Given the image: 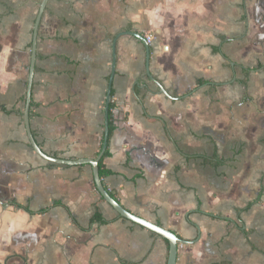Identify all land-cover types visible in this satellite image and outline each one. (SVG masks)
Wrapping results in <instances>:
<instances>
[{
    "label": "crops",
    "instance_id": "obj_1",
    "mask_svg": "<svg viewBox=\"0 0 264 264\" xmlns=\"http://www.w3.org/2000/svg\"><path fill=\"white\" fill-rule=\"evenodd\" d=\"M42 2L0 0V264H167L90 164L32 148ZM31 86L32 134L67 160L99 154L111 87L102 181L178 236L176 264H264V0H49Z\"/></svg>",
    "mask_w": 264,
    "mask_h": 264
},
{
    "label": "water",
    "instance_id": "obj_2",
    "mask_svg": "<svg viewBox=\"0 0 264 264\" xmlns=\"http://www.w3.org/2000/svg\"><path fill=\"white\" fill-rule=\"evenodd\" d=\"M49 0H43V2L40 5V9L34 24V30H33V40H32V60H31V70H30V75H29V81H28V93H27V102H26V108H25V113H24V120L26 124V129L28 133V137L30 139V143L32 145V148L34 151L43 157L44 159L52 162V163H57V164H68V165H79V164H90L92 166L93 170V175H94V183L96 186V189L98 193L100 194L101 197L104 198V200L123 218L138 224L142 227H145L146 229L157 233L161 237L165 238L168 240L169 243V257L167 264H176L177 261V256H178V243H180V239L178 236L171 230H168L154 222L148 221L131 211H129L127 208H125L116 198L112 196V194L106 189L104 186V183L102 181V178L100 176V168H99V163L100 160L103 158L105 151L108 148V141H109V133H110V125H109V105H110V100H111V87L109 88V93H108V100H107V124H106V129L104 133V138H103V143L101 150L99 154L97 155L96 158L91 159V158H82V159H77V160H67V159H62V158H57V157H52L48 154H46L38 145L36 142L32 131L30 127V105H31V85H32V80H33V75H34V65L36 63L37 59V47H38V36H39V26L43 17V14L46 10L47 4ZM144 42L147 44V62L150 60V48L147 43L146 38H143ZM115 65H116V45H114V65H113V74L115 70ZM0 204L7 206L9 203L4 202L0 199Z\"/></svg>",
    "mask_w": 264,
    "mask_h": 264
},
{
    "label": "trees",
    "instance_id": "obj_3",
    "mask_svg": "<svg viewBox=\"0 0 264 264\" xmlns=\"http://www.w3.org/2000/svg\"><path fill=\"white\" fill-rule=\"evenodd\" d=\"M112 108H113V105L110 104V133H109V139H110V137H111V135H112V133H113V130H114V128H115V126L113 125V123H112V121H111V118H112V111H111V109H112ZM109 155H110V150H109V146H108L107 150L105 151V154H104L103 158L100 160V163H99L100 176H101V178H103V177L107 176L108 174H111V173H112V171H111L110 169H107V167H106V165H105V163H104V159H105L107 156H109ZM96 191H97V189H96ZM112 196H113L114 198H116L114 194H112ZM101 198H102V200H104L103 197H101ZM116 199H117V198H116ZM18 206L20 207V205H18ZM250 206H251V203H250L245 209L249 208ZM245 209H244V210H245ZM42 212H44V211H42ZM91 221H92V222H93V221H99V222H102V223H106V222H108V220L104 219L103 216H102L99 212H96V213L93 215ZM165 241L168 243V240H167V239H165Z\"/></svg>",
    "mask_w": 264,
    "mask_h": 264
},
{
    "label": "built area",
    "instance_id": "obj_4",
    "mask_svg": "<svg viewBox=\"0 0 264 264\" xmlns=\"http://www.w3.org/2000/svg\"><path fill=\"white\" fill-rule=\"evenodd\" d=\"M149 41H151V38L149 37Z\"/></svg>",
    "mask_w": 264,
    "mask_h": 264
}]
</instances>
